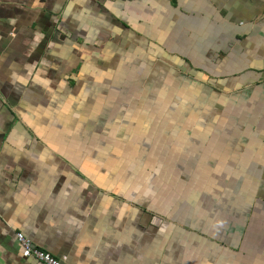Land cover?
<instances>
[{
	"label": "crops",
	"instance_id": "crops-1",
	"mask_svg": "<svg viewBox=\"0 0 264 264\" xmlns=\"http://www.w3.org/2000/svg\"><path fill=\"white\" fill-rule=\"evenodd\" d=\"M214 5L264 11V0H0V264H46L24 257L17 232L63 264H264V133L242 143L244 113L231 127L218 105L167 118L176 100L161 94L184 74L154 44L158 22L191 10L195 29ZM231 145L229 163L208 162ZM218 166L236 171L205 173Z\"/></svg>",
	"mask_w": 264,
	"mask_h": 264
},
{
	"label": "rangeland",
	"instance_id": "rangeland-1",
	"mask_svg": "<svg viewBox=\"0 0 264 264\" xmlns=\"http://www.w3.org/2000/svg\"><path fill=\"white\" fill-rule=\"evenodd\" d=\"M214 9L210 17L202 18V24L194 22L195 29L188 25L191 23V18L188 17L192 13L191 10L182 9V16H172L170 22L165 21L162 17L163 12L160 11L162 19L158 22L159 29L153 36L154 44L160 43L168 56L175 55L176 67L184 74H176V81L171 82L173 88L161 92L164 94V100H176V105L164 107L169 109L166 117H176L174 115L177 112L179 117L192 113L199 119L204 108L207 107L211 111L213 106L218 105L228 122L236 121V124L232 122L230 125L235 127L241 113H244L245 118H242L244 122L242 121V128L239 130L243 135L241 142L244 143L251 139L249 136L252 133H264V11L256 10L252 5H216ZM193 13L195 14L194 11ZM169 29L175 30L176 33L169 34L166 31ZM258 34H261L260 38L257 37ZM200 38L206 45L204 53H201V49L204 48L201 46ZM180 57L186 60V64L182 65ZM187 64L195 71L188 69ZM241 66L244 68L240 71ZM256 68L259 70L253 73ZM228 73H243V76L227 75ZM248 73L253 75H246ZM194 79L199 80V83H195ZM111 97L114 98L115 93H112ZM101 98L98 97V100ZM160 100H163L161 96ZM252 100L257 101V107L248 109ZM234 112H238L237 117ZM198 122L199 120L194 124L197 125ZM229 142L234 140L229 139ZM234 146L221 148L224 153L218 154V160L208 162L214 166L229 163L236 149L232 148ZM122 152L119 149L112 154L118 160H126L127 156ZM129 152L132 153L133 150L129 149ZM212 153L210 150L205 155L210 156ZM153 154L158 157L161 152L153 151ZM218 169L220 171L209 170L205 173L217 176L218 173L222 175V171L226 173L236 171L227 169V166L222 171L219 166ZM229 183L230 190H233L234 184ZM211 188L215 186H210Z\"/></svg>",
	"mask_w": 264,
	"mask_h": 264
},
{
	"label": "built area",
	"instance_id": "built-area-1",
	"mask_svg": "<svg viewBox=\"0 0 264 264\" xmlns=\"http://www.w3.org/2000/svg\"><path fill=\"white\" fill-rule=\"evenodd\" d=\"M17 239L23 248L24 257H35L46 264H63V262L50 253L34 246L33 242L22 232H17Z\"/></svg>",
	"mask_w": 264,
	"mask_h": 264
}]
</instances>
